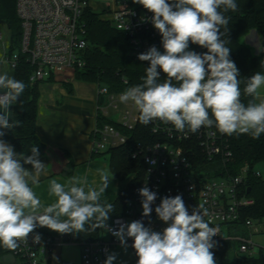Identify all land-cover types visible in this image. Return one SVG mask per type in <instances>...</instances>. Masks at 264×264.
<instances>
[{
	"label": "clouds",
	"instance_id": "obj_1",
	"mask_svg": "<svg viewBox=\"0 0 264 264\" xmlns=\"http://www.w3.org/2000/svg\"><path fill=\"white\" fill-rule=\"evenodd\" d=\"M133 2L153 13L150 22L160 33L164 49L161 52L153 45L138 54L140 61L150 62L142 83L128 87L119 97L122 103L134 104L139 122L148 125L159 120L180 132L187 128L192 133L215 126L229 136L259 138L264 133V73L255 72L246 78L243 93L251 99L247 104L242 102L239 69L227 46L231 42V17L225 13L238 10L236 0ZM190 42L207 52L189 50ZM161 71L166 75L163 82ZM26 87L7 72L0 74V246L15 251L37 227L62 234L99 228L111 232L121 246L132 238L137 264H216L211 249L216 246L213 237L219 234V227L205 220L208 210L204 204L196 205L189 214L181 195L166 196L155 207L158 218L167 224L163 232L152 230L141 220L120 223L118 229L107 224L115 209L101 196L114 174L105 169L97 170L100 183L87 187V191V177H72L65 184L50 180L49 194L55 201L42 204L32 187L47 174L38 146L25 155L2 139L5 130H14L22 123L13 118L10 106L17 104ZM138 191L142 215L150 217L157 193L147 186ZM39 239L38 234L33 236V240ZM116 259V254H108L104 264H113Z\"/></svg>",
	"mask_w": 264,
	"mask_h": 264
},
{
	"label": "built area",
	"instance_id": "obj_2",
	"mask_svg": "<svg viewBox=\"0 0 264 264\" xmlns=\"http://www.w3.org/2000/svg\"><path fill=\"white\" fill-rule=\"evenodd\" d=\"M108 1L100 17L129 36L135 58L138 59V54L146 52L153 45L159 51H164L162 37L150 22L153 13L133 0ZM91 3L92 0H17L16 11L22 26L20 53L10 52L8 33L5 34L0 28V74L7 72L13 77L21 54L32 68L31 85L74 79L77 71L86 67V51L90 44L82 14L86 7H91ZM165 78L161 71V82ZM104 89L107 88L98 85L97 96L102 100L98 118L110 117V110L117 111L120 103L127 104L128 108L120 121L110 118L124 129L134 130L139 122L137 108L131 101L122 103L119 99L121 93H110ZM10 109L13 112V105ZM148 127L156 141L145 148L140 146L133 155L134 158L144 155V178L128 201L124 214L112 218L107 224L118 229L120 223L128 224L144 217L142 197L138 190L147 186L157 193V199L152 205L149 219L143 222L145 226L163 232L167 224L158 218L155 207L166 196L181 195L189 214L196 205L204 204L208 210L205 220L210 221V226L219 227V234L213 237L216 246L211 249L216 264L223 261L220 243L227 241L235 242L238 246L236 253L230 256V264H264V247L253 240L254 235L260 233L263 221L243 217L244 210L254 205V200L247 197L250 167L245 165L236 175L221 170V165L233 159L229 135L220 133L215 126L202 127L196 133L187 128L180 132L170 123L159 120L148 124ZM153 128L156 130L153 131ZM8 132L5 130V133ZM127 141L128 138L115 127L105 124L97 126L94 131L93 149L95 153H103ZM255 175L264 178L259 170ZM240 229L246 231L247 237L232 236ZM106 233L107 239L102 236L81 246V264H104L112 249L121 245L111 232ZM34 235L37 234L29 235L27 242L21 243L11 254L20 263L49 264L65 242L62 237L54 239L39 234L37 242L33 240ZM132 244V238H128L127 246L133 251V259L126 264H137L138 257ZM235 259L242 261L233 263ZM113 264L120 263L114 261Z\"/></svg>",
	"mask_w": 264,
	"mask_h": 264
},
{
	"label": "trees",
	"instance_id": "obj_3",
	"mask_svg": "<svg viewBox=\"0 0 264 264\" xmlns=\"http://www.w3.org/2000/svg\"><path fill=\"white\" fill-rule=\"evenodd\" d=\"M16 3L17 0H0V24H4L7 28L11 53H20L22 38V26L17 15ZM236 3L239 6L237 11L225 13L226 16L231 17L229 21L230 32L228 34L231 42L227 46L231 48L230 58L239 69L242 91L241 101L247 104L251 98L243 93V88L247 77L255 72L264 73V67L261 66L264 65V47L262 53L255 55L248 45L242 43V39L255 31L260 34L264 42V0H236ZM82 19L86 24L87 39L90 45L86 51V67L81 71H77L76 80L95 83L101 87H106L110 93L115 94L122 93L128 87L142 83L141 77L145 75V68L149 66V63L147 61L142 62L132 55L133 48L129 36L114 28L109 21L102 19L100 13L94 11L90 6L84 9ZM221 31H223V28H221ZM189 50L197 53L207 52V49L191 42L189 43ZM31 73L32 68L20 54L13 77L23 81L27 87L17 104L13 105V118L22 123L20 127L9 130L2 139L13 145L17 153L23 152L25 155H30V149L36 145L40 155H42L46 150V145L36 134L40 91L39 84L31 85ZM105 124L115 127L128 138V141L103 153H94L93 157H105L108 154L111 173L119 181H124L129 175L135 176L130 182L131 187L121 191L115 202L112 203L115 211L110 214L109 220H111L124 214L128 201L144 178L146 171L144 155L140 154L136 158L133 155L137 153L140 146L145 148L153 144L156 137L152 135L148 125H143L140 122L134 130L129 131L110 117L100 116L98 126ZM229 141L233 159L228 164L221 165V170H227L232 175H236L242 167L249 165L250 172L247 177L249 192L247 197L254 200V205L244 210L243 217L263 221L264 178L257 177L255 172L258 170L259 165L264 168V136L254 138L249 134H233L229 136ZM65 155L69 159V163L67 165L68 171L64 175L70 179L75 165L66 153ZM55 173L59 174V169H55ZM102 231L103 229L98 228L95 231L68 234L66 242L82 246L100 239ZM32 234L54 239L64 235L46 227H37ZM237 247L235 242L220 243L223 257L222 264L232 263L230 256L236 253ZM11 253L12 250L0 246V264H4L2 258ZM233 261V263H238L242 260L235 259ZM245 263L253 262L246 261ZM49 264L59 263L54 258ZM63 264L70 263L63 261Z\"/></svg>",
	"mask_w": 264,
	"mask_h": 264
},
{
	"label": "crops",
	"instance_id": "obj_4",
	"mask_svg": "<svg viewBox=\"0 0 264 264\" xmlns=\"http://www.w3.org/2000/svg\"><path fill=\"white\" fill-rule=\"evenodd\" d=\"M252 34H256L255 31ZM251 35L246 37L250 38ZM39 91L36 134L46 145V150L39 159L46 164L47 174L41 175L40 183L32 187L46 206L55 201V197L49 194L50 180L56 179L61 184L69 181L64 175L69 163L65 153L75 165L72 177H87L86 191L87 187L99 185L98 169H105L110 175L112 173L108 159L93 157L94 131L98 126V116L101 115L99 107L102 104L97 96L98 85L75 79L56 80L40 83ZM25 167L31 168L30 165ZM55 169H59V174L55 173ZM124 189L125 182L114 177L101 200L113 203ZM132 259L131 249L130 258L118 263L126 264Z\"/></svg>",
	"mask_w": 264,
	"mask_h": 264
},
{
	"label": "rangeland",
	"instance_id": "obj_5",
	"mask_svg": "<svg viewBox=\"0 0 264 264\" xmlns=\"http://www.w3.org/2000/svg\"><path fill=\"white\" fill-rule=\"evenodd\" d=\"M107 3H109L108 0H92L91 3V8L98 12V13H102L104 11V8H106ZM0 28L1 30L7 34V28L4 24H0ZM256 34H252L251 33L249 35L250 38H243L242 39V43L248 45L253 54L258 55L260 53H262L263 51V47H264V42H263V38L260 36V34L258 32H255ZM8 46H9V41H8ZM18 54V52H15ZM76 80V77L74 78ZM259 102V101H258ZM129 103V102H128ZM128 108L127 104H119V109L117 111H113L110 110V117H112L114 120L120 121L123 117V113L124 110H126ZM106 159H109V155L106 154L105 155ZM257 169L263 174L264 176V168L262 165H259L257 167ZM133 175H129L123 182H125V189H128L129 187H131L130 184V178ZM260 233L254 235L253 240L254 242L261 247H264V220H263V224L260 228ZM232 236H241V237H247L246 235V231L244 229H240V231L236 232V233H232ZM103 237L105 239H107L108 234L106 233V231H103ZM130 250L131 248L129 246H117L114 247L112 249V253L116 254L117 259L115 261L117 262H123L124 260L130 258ZM61 257H62V261L66 262V263H70V264H80L81 261V247L78 244H74V243H68L65 242L62 247H61Z\"/></svg>",
	"mask_w": 264,
	"mask_h": 264
},
{
	"label": "water",
	"instance_id": "obj_6",
	"mask_svg": "<svg viewBox=\"0 0 264 264\" xmlns=\"http://www.w3.org/2000/svg\"><path fill=\"white\" fill-rule=\"evenodd\" d=\"M264 136V133H261L259 137H263ZM149 219V217H142V218H139V220H141L142 222H146L147 220ZM62 240L64 242H66L68 240V234H64L63 237H62ZM54 257L56 258V262H58L59 264H63V261L61 259V248H58ZM2 262L4 264H19L20 262L16 260L15 256L12 255V254H8V255H5L3 258H2ZM61 262V263H60Z\"/></svg>",
	"mask_w": 264,
	"mask_h": 264
}]
</instances>
